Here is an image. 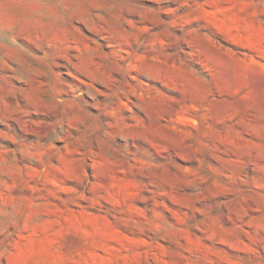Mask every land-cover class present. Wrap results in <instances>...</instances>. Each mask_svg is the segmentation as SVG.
I'll use <instances>...</instances> for the list:
<instances>
[{
	"label": "rangeland",
	"instance_id": "1",
	"mask_svg": "<svg viewBox=\"0 0 264 264\" xmlns=\"http://www.w3.org/2000/svg\"><path fill=\"white\" fill-rule=\"evenodd\" d=\"M0 264H264V0H0Z\"/></svg>",
	"mask_w": 264,
	"mask_h": 264
}]
</instances>
